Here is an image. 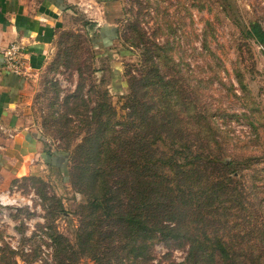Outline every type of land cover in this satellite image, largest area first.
<instances>
[{
    "label": "rangeland",
    "instance_id": "obj_1",
    "mask_svg": "<svg viewBox=\"0 0 264 264\" xmlns=\"http://www.w3.org/2000/svg\"><path fill=\"white\" fill-rule=\"evenodd\" d=\"M118 7L117 40L95 43L91 22L78 14L59 33L47 66L32 77L27 112L45 136V150L67 149L70 157L64 168L40 161L0 187V264H57L53 234L76 241L86 197L67 166L74 171L87 129L68 105L76 107L81 93L89 110L106 99L118 108L129 92L126 81L141 72L143 46L168 47L158 50L160 62L164 67L171 57L180 72L167 78L184 77L197 111L210 110L223 148L238 158L233 175L244 179L247 192L255 184L264 198V39L249 32L251 22L264 27V0H118ZM63 114L70 120L61 129ZM186 253L158 240L151 263H181ZM78 264L95 263L82 256Z\"/></svg>",
    "mask_w": 264,
    "mask_h": 264
},
{
    "label": "trees",
    "instance_id": "obj_2",
    "mask_svg": "<svg viewBox=\"0 0 264 264\" xmlns=\"http://www.w3.org/2000/svg\"><path fill=\"white\" fill-rule=\"evenodd\" d=\"M249 32L264 39L259 22ZM143 47L141 72L126 81L118 108L106 99L89 110L81 93L76 107L68 105L87 129L74 171L67 166L86 202L76 241L52 236L57 264L82 256L95 264H152L158 240L186 248L183 262L170 264H264V198L233 175L240 162L223 148L210 110L197 111L184 77L174 76L178 65L171 57L161 64L158 50L168 47ZM69 120L63 114L57 121L63 129ZM48 157L64 168L70 153Z\"/></svg>",
    "mask_w": 264,
    "mask_h": 264
},
{
    "label": "crops",
    "instance_id": "obj_3",
    "mask_svg": "<svg viewBox=\"0 0 264 264\" xmlns=\"http://www.w3.org/2000/svg\"><path fill=\"white\" fill-rule=\"evenodd\" d=\"M78 14L91 22L95 43L103 47L110 38L118 39V0H0V187L41 167L40 161L56 167L47 159L59 149L45 150V136L27 112L30 82L47 66L59 33ZM11 44L21 49L17 69L5 61Z\"/></svg>",
    "mask_w": 264,
    "mask_h": 264
},
{
    "label": "built area",
    "instance_id": "obj_4",
    "mask_svg": "<svg viewBox=\"0 0 264 264\" xmlns=\"http://www.w3.org/2000/svg\"><path fill=\"white\" fill-rule=\"evenodd\" d=\"M20 47L17 44H11L6 50H5V61L6 65L9 67H12L14 69H17L18 63H17V57L20 54Z\"/></svg>",
    "mask_w": 264,
    "mask_h": 264
}]
</instances>
